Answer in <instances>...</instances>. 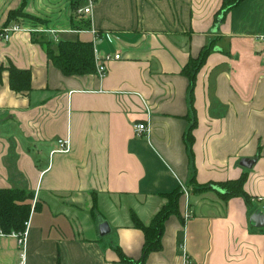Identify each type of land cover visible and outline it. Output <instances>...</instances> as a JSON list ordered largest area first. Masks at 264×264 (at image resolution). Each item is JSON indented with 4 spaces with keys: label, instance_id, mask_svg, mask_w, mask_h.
Wrapping results in <instances>:
<instances>
[{
    "label": "crops",
    "instance_id": "obj_1",
    "mask_svg": "<svg viewBox=\"0 0 264 264\" xmlns=\"http://www.w3.org/2000/svg\"><path fill=\"white\" fill-rule=\"evenodd\" d=\"M73 1L0 0V29H34L0 38V188L33 193L22 264H137L131 213L150 224L178 189L141 264H264L250 224L264 214V0H97L90 16ZM59 40L120 58L103 77L65 75L48 55ZM204 47L190 94L182 69ZM59 138L68 151L51 153ZM241 176L248 201L220 187ZM0 264H20L16 237H0Z\"/></svg>",
    "mask_w": 264,
    "mask_h": 264
},
{
    "label": "trees",
    "instance_id": "obj_2",
    "mask_svg": "<svg viewBox=\"0 0 264 264\" xmlns=\"http://www.w3.org/2000/svg\"><path fill=\"white\" fill-rule=\"evenodd\" d=\"M83 0L73 1V9ZM237 0H224L223 10L232 6ZM17 15L9 18V22L16 20ZM87 24L85 23V26ZM209 52L208 47H204L199 55L195 58H190L188 63L182 69L183 73L188 77V90L191 91L194 86L195 72L204 63ZM48 55L51 61L65 75L84 74L94 71L93 50L91 42L84 41H69L59 40L57 42V52L54 54L48 49ZM1 71V68H0ZM24 78L23 83L15 77ZM27 73L24 70L11 68L9 70V82L14 89L26 87ZM23 80V79H22ZM244 176L237 179L220 183V187L224 189L225 196H241L245 201H248V195L243 190ZM207 186H199L197 190L202 191ZM181 191L178 189L167 194L168 203L164 205L152 218L150 224H143L137 216L132 212L131 219L135 227L141 229L144 234V243L142 254L137 264H141L146 255L160 247V236L162 234L163 223L166 217L171 213H176L177 201ZM33 193L22 188L9 187L0 188V228L5 233L19 232L24 229V222L28 219L32 207ZM36 204H34L35 208ZM121 260L126 264H131L132 261L121 254Z\"/></svg>",
    "mask_w": 264,
    "mask_h": 264
},
{
    "label": "built area",
    "instance_id": "obj_3",
    "mask_svg": "<svg viewBox=\"0 0 264 264\" xmlns=\"http://www.w3.org/2000/svg\"><path fill=\"white\" fill-rule=\"evenodd\" d=\"M97 0H83L82 3L77 4V6L74 8V12L82 15V16H90L92 13L93 6ZM29 31V30H34L32 28H24L21 27L18 23H13L12 25L8 27H3L0 29V38L3 40H7L10 36V34L14 31ZM94 32V30H92ZM120 54L119 53H114V54H104L101 57H98L96 54V51L94 50V61H95V73L98 77H103L106 73L107 66L106 63L112 59H119ZM147 123L144 122H136L133 124V131L135 135H141L143 132L147 131ZM69 148V142L67 139L59 138L57 139V147L51 151L53 152H66L68 151ZM184 192H186L185 188H182ZM188 215V214H187ZM29 226V217L28 219L24 222V229L19 232H11V233H5L2 231L0 228V237L6 236V235H12L17 238V242L19 245V257H20V264L23 263L24 256H25V239L27 235V229Z\"/></svg>",
    "mask_w": 264,
    "mask_h": 264
},
{
    "label": "water",
    "instance_id": "obj_4",
    "mask_svg": "<svg viewBox=\"0 0 264 264\" xmlns=\"http://www.w3.org/2000/svg\"><path fill=\"white\" fill-rule=\"evenodd\" d=\"M254 161L255 158H249L244 160L243 162L248 164V166H252ZM98 219H99L97 224L98 235L99 236L107 235L111 231L109 223L101 216H98ZM250 224L255 227H264V214L261 213L259 210L254 211L250 216Z\"/></svg>",
    "mask_w": 264,
    "mask_h": 264
},
{
    "label": "rangeland",
    "instance_id": "obj_5",
    "mask_svg": "<svg viewBox=\"0 0 264 264\" xmlns=\"http://www.w3.org/2000/svg\"><path fill=\"white\" fill-rule=\"evenodd\" d=\"M17 19H18V18H17ZM17 19H16V20H17ZM98 216H100V215H97V224H98V220H99V219H98ZM102 218H103V217H102Z\"/></svg>",
    "mask_w": 264,
    "mask_h": 264
}]
</instances>
